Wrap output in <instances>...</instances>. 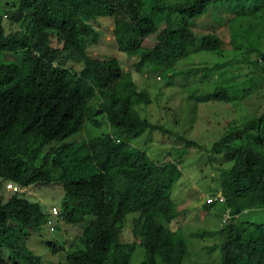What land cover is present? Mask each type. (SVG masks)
<instances>
[{
	"label": "trees",
	"instance_id": "1",
	"mask_svg": "<svg viewBox=\"0 0 264 264\" xmlns=\"http://www.w3.org/2000/svg\"><path fill=\"white\" fill-rule=\"evenodd\" d=\"M203 17L227 28L233 57L185 75L207 81L219 73L202 102L249 98L264 82V0H20L0 14V187L17 188L9 197L0 192V264H43L27 239L52 216L18 189L53 185L63 190L60 219L82 228L60 264H264V224L236 222L264 209V109L230 123L208 150L232 165L216 170L219 190L210 196L224 200L206 209L223 204L222 219L228 212L232 221L191 234L216 240L202 249L221 255L219 263H198L180 232L186 209L172 199L183 156L154 160L135 144L148 131H172L142 116L139 106L152 97L132 72L115 57L90 54L108 31L119 52L136 60L137 73L174 70L198 52L221 55L225 41L216 31L194 29ZM7 54L20 60L2 62ZM225 66L250 72L237 82L224 77L229 69L218 72ZM104 125L110 132L69 141ZM128 223L133 242L122 239ZM48 243L54 253L64 249Z\"/></svg>",
	"mask_w": 264,
	"mask_h": 264
},
{
	"label": "rangeland",
	"instance_id": "2",
	"mask_svg": "<svg viewBox=\"0 0 264 264\" xmlns=\"http://www.w3.org/2000/svg\"><path fill=\"white\" fill-rule=\"evenodd\" d=\"M20 0H0V14L3 15L9 8L17 5ZM180 2L183 0H169ZM195 31L203 34L208 31H216L225 41L224 50L221 55L209 52H198L190 57L178 62L174 70H162L157 72L155 68H145L142 73H137L134 64L136 60L128 57L125 53H120L113 36L110 32L104 33L100 41L91 47L90 54L97 58L115 57L117 58L125 72H132L142 86L150 92L152 104L139 106L142 116L147 117L151 122L165 125L172 134L164 135L161 131H148L143 134L135 144L149 153L154 160H166L170 157L183 158L181 179L174 186L172 199L182 213V226L180 232L186 236L195 261L220 262V253L215 252L210 256L205 254L203 247L212 246L216 240L195 239L190 237L195 231L215 230L221 227L223 222L224 205L216 204L213 209H206V199L208 196L219 190L216 176L221 168H230L232 164L223 163L221 156L212 154L211 145L217 141L228 130L230 123L241 121L245 115L259 112L264 109V82L261 89L253 93L249 98L242 100L238 98L231 103L219 101L202 102V96L213 92L216 81L220 78L215 71L209 80L203 81L202 74L187 76L185 71L201 66L214 68L218 63H225L232 60V47L230 46V36L227 28L216 24L212 18L203 17L196 22ZM152 43L147 41L145 45ZM254 59V57H253ZM20 60L19 55H3L1 61L4 63H14ZM229 66L223 67L221 71H228ZM182 72V73H181ZM250 70L245 66L230 68L224 75L231 74L237 76V82L242 80ZM170 76H173L171 78ZM134 78V77H133ZM135 79V78H134ZM240 95V94H238ZM91 136L101 135L110 132L106 125L101 128L88 126V130L78 133L69 141L79 142ZM183 137V139L180 138ZM184 139L194 141L201 145L200 148L188 146ZM2 185V184H1ZM8 186L2 185L0 192H4L6 197L12 194ZM21 193L32 202H40L45 211L56 206L61 210V200L63 197L62 187L53 185L52 187L32 186L22 190ZM61 212V211H60ZM59 212V214H60ZM56 218L51 220L55 232H50L49 226L45 227L39 234H29L27 247L36 255L42 258L43 264L64 263L67 250L73 245L82 233L81 227L67 225L63 221L57 222ZM60 220V217H59ZM232 220L229 219L228 223ZM236 222H246L253 224H264V209L247 211L236 219ZM189 237V238H188ZM125 242L135 241L130 223L126 225L122 233ZM48 242H53L56 246H63V250L54 253L52 246ZM193 260V261H194ZM135 264V263H133Z\"/></svg>",
	"mask_w": 264,
	"mask_h": 264
},
{
	"label": "clouds",
	"instance_id": "3",
	"mask_svg": "<svg viewBox=\"0 0 264 264\" xmlns=\"http://www.w3.org/2000/svg\"><path fill=\"white\" fill-rule=\"evenodd\" d=\"M9 185H10V184H9ZM9 185H7L8 188H9ZM9 189H10V188H9ZM14 190H17V188L14 189ZM18 190H19V191H22V190H25V189H18ZM12 191H13V190H12ZM219 196H220V195H219ZM210 197H211V196H208L207 199L210 198ZM216 197H217V196H216ZM207 199H206V203H207ZM207 204H209V203H207ZM54 207L57 208L56 206H54ZM54 207H53V208H54ZM53 208L49 209V211H48V213L52 216V219H51V220H53V218H56V219H57V220H56L57 222H58V221H59V222H60V221L62 222V221H63L62 219L59 220V217H60V216H59V212H58L56 215H53V214L51 213V211H52ZM57 209H58V208H57ZM58 210H59V209H58ZM226 214H227V213L224 214L222 224H224V219H225V218L227 219L226 222L229 220V217H225ZM228 215H229V213H228ZM60 218H61V217H60ZM226 222H225V223H226ZM52 225H53V222L50 221V224H49L50 232H55L56 229H55ZM52 228H53V230H52Z\"/></svg>",
	"mask_w": 264,
	"mask_h": 264
},
{
	"label": "built area",
	"instance_id": "4",
	"mask_svg": "<svg viewBox=\"0 0 264 264\" xmlns=\"http://www.w3.org/2000/svg\"><path fill=\"white\" fill-rule=\"evenodd\" d=\"M9 188H11V189H15V186H14L13 184H10V185H9ZM223 200H224V199H223L221 196L210 197V198L207 199V203L212 204V203H215V202H217V201L223 202ZM51 213H52L53 215H56V214L58 213V209L54 207V208L52 209ZM225 217H229L228 212H227V214L225 215ZM226 220H227V219L225 218V219H224V223L226 222ZM52 230H53V228H52Z\"/></svg>",
	"mask_w": 264,
	"mask_h": 264
}]
</instances>
